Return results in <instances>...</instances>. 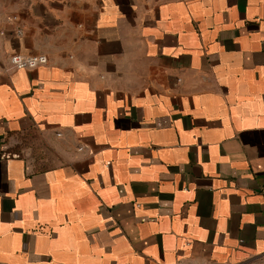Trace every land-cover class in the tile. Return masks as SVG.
<instances>
[{
	"label": "crops",
	"instance_id": "obj_1",
	"mask_svg": "<svg viewBox=\"0 0 264 264\" xmlns=\"http://www.w3.org/2000/svg\"><path fill=\"white\" fill-rule=\"evenodd\" d=\"M0 264H264V0H0Z\"/></svg>",
	"mask_w": 264,
	"mask_h": 264
},
{
	"label": "built area",
	"instance_id": "obj_2",
	"mask_svg": "<svg viewBox=\"0 0 264 264\" xmlns=\"http://www.w3.org/2000/svg\"><path fill=\"white\" fill-rule=\"evenodd\" d=\"M11 19L15 22L19 21L18 15H13ZM3 34V32H1ZM14 33L17 36H22L24 34V28L22 25H18ZM48 56L45 54H32L24 55L20 53H13L9 58V68L10 69H36L39 66L48 64Z\"/></svg>",
	"mask_w": 264,
	"mask_h": 264
}]
</instances>
